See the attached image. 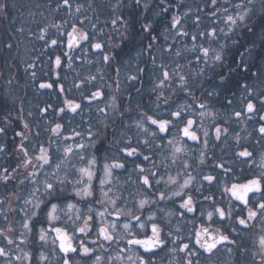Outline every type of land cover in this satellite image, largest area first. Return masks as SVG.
<instances>
[{
    "label": "snow or ice",
    "instance_id": "6c2138e0",
    "mask_svg": "<svg viewBox=\"0 0 264 264\" xmlns=\"http://www.w3.org/2000/svg\"><path fill=\"white\" fill-rule=\"evenodd\" d=\"M202 2L203 7L197 3L193 10L183 0H158L155 4L152 0H115V3L98 6L101 12L105 8L109 10V16L101 24L100 13L93 7L94 0L85 3L57 0L55 11L65 13L67 18L61 17L59 23L55 20L48 23L40 29L38 37L53 49L49 54V72L56 77L52 79L45 73L49 78L38 87L52 90L57 103L37 105L38 116L28 111L31 121L24 117L22 107L17 112L15 107L0 106V138L6 140L9 129L12 130L14 147L10 155L15 161L14 166L0 169L2 264H158L157 250L169 256L168 264H203L205 261L213 264L211 258L219 253L221 245L229 254L233 248L228 245H236L241 254L247 253L244 240L238 244L232 238V233L245 232L250 237L255 236L253 243L258 246L252 253L253 259L258 254V264H264V153L257 164L255 153L240 145L241 136L236 133L234 139L241 147L235 153L236 158L261 171L245 182H240L238 177L233 181L234 169L216 163L215 167L229 180H223L219 174L202 175L210 186L209 194L202 198L204 202L211 201L207 207L196 196L200 189L184 191L194 179L187 173L191 164L186 160L181 162L187 175L182 184L179 182L181 172L178 170L174 176L169 171L176 163L177 154L185 151L178 146L183 142L177 137L182 133L187 140L200 141L194 126L199 122L203 128L205 116L216 120L220 115L206 109L196 95L198 91L206 97L222 95L227 99L232 96L241 106L240 110L232 109L233 115L238 120L244 118L241 122L251 121L259 114V127L254 131L258 133L257 142H264V56L257 72L252 73L259 88L247 83L241 85L238 77L243 74L236 71L241 65L232 67L227 62L231 48L242 47L243 40L256 34V21L252 20L257 12L255 0L233 3L231 12L228 7H222V0ZM8 7L7 0L0 2V13L7 16ZM174 9L185 10L176 12ZM88 11L95 15V22L85 14ZM258 11L260 19L264 20V0H260ZM143 13L152 15H145L140 22ZM189 21L192 27L188 26ZM65 26L70 30H65ZM158 27L162 31H158ZM49 29H55L57 35L46 40ZM261 32L264 33V24ZM161 36L164 43H158ZM169 38L175 43H167ZM77 52L84 54L85 59L93 57L87 62L96 66L99 75L89 71L80 83L74 78L71 84H66L65 66L75 71L74 60L80 57L73 54ZM181 60L185 63H180ZM141 63L151 64V70L141 67ZM244 67L251 71L246 62ZM106 69L114 75H107ZM209 73L212 83L205 88L204 77ZM31 76L35 79L36 72ZM145 77L150 84L148 87H145ZM243 79L249 77L243 76ZM106 80L110 82L105 83ZM137 83L141 87L136 88ZM125 89L134 90L136 95L129 93L125 100ZM233 89L241 95L236 97ZM145 91L150 94L148 102L154 105L153 111L164 106L163 112L157 111L155 117L142 107ZM181 92L184 93L183 103L173 107L172 97ZM133 104L135 117L131 115ZM228 105H233L232 99H228ZM197 115L199 121L193 118ZM76 116L80 117V122L76 121ZM229 119L225 116L224 122ZM133 126L137 129L135 145L128 135ZM109 127L115 131L109 133ZM173 129L175 135L164 144L165 137L160 134H171ZM228 132L229 128L214 125L215 140H221ZM203 137L197 167L206 163L210 143L208 130L203 131ZM165 149H170V164L166 163L169 155L165 154ZM0 153L9 155L6 143L0 142ZM155 155L163 159L154 160ZM118 170L127 174L124 184L131 181L134 186V191L127 196L122 186L117 188L113 184L123 174ZM14 180L18 183L13 184ZM171 185L179 190L169 195L165 189ZM211 186L222 188L221 195L229 197L226 204L216 201ZM173 197L180 199L178 208L169 207V202L176 203ZM161 202H165L166 207L159 209L163 215L158 217L152 205ZM190 213L193 215L188 218ZM173 217H176L175 226ZM257 224L259 231L253 233ZM25 244H34L36 250L26 251ZM162 261L161 257V264Z\"/></svg>",
    "mask_w": 264,
    "mask_h": 264
},
{
    "label": "trees",
    "instance_id": "16d2710c",
    "mask_svg": "<svg viewBox=\"0 0 264 264\" xmlns=\"http://www.w3.org/2000/svg\"><path fill=\"white\" fill-rule=\"evenodd\" d=\"M0 2H3V0H0ZM57 0H7V3L9 5L8 7V14L5 16L3 13H0V106H6L7 108L11 109L15 107L16 111L18 112L19 109L22 107L24 109L23 115L24 117L31 121V117H27V112L32 111L33 113H36L38 116V108L37 105L40 107H43L45 105V102L48 103H57V100L55 96L52 94V90H42L39 89L38 85L40 82L47 80L49 77L45 76V73H49V76L52 79H55L56 77L49 72V69L51 68V64L49 63V54L53 51L51 47L45 46V41L38 39V37L41 35L40 29L47 25L48 23L55 20V22L59 23L60 18L65 16V13L60 12L58 13L55 11V3ZM77 2L85 3L86 0H77ZM158 0H152V3H157ZM179 2V0H178ZM240 0H222V7H228L229 12L232 11V4L233 3H239ZM110 4L115 3V0H94L93 7L97 9V13H100V22L103 24V21L109 16V10L107 8L103 9L101 12L99 5L103 4ZM183 3L191 6L193 10H195V6L197 3H200L201 7H203L202 0H183ZM257 12L256 15L252 17L253 21H256V34L255 36H249L248 39H245L242 41L243 46L242 47H233L230 49L227 62L232 67H236L237 65H241V67L236 68L237 73L243 74L242 76L238 77L241 81V85L247 83L251 85H255L257 88L260 87L259 84L256 83L255 78L252 76V73H256L258 67L260 66V60L261 56H264V42H262V38H264V33L261 32V25L264 24V20L260 19V12L258 11L260 6V0H255ZM39 6V7H37ZM251 7V5H249ZM185 9H174L176 12H182ZM30 13H34V15H30ZM88 16H91L93 18V22H95V15L88 11L85 13ZM151 16V13H143L140 15V22H143V17ZM219 15V14H218ZM156 20H160V17H153ZM78 19H83V17H78ZM86 26L88 27V30L91 31L90 25H88V22H85ZM189 27H192L191 22L189 21L188 24ZM223 27L224 25H220ZM137 30L139 29V23L136 24ZM23 29V31H20ZM65 30H70L67 26H65ZM108 28H105V31H108ZM158 31H162V28L158 27ZM237 31H241L240 29H237ZM57 35L55 29H49L48 35L45 36V39L55 38ZM158 43H164L163 36H161V39ZM167 43H175V41H172L171 38L167 41ZM184 41L181 42L183 44ZM253 43L255 44V47H252ZM11 44L12 47L9 48L8 45ZM65 51L67 49L65 48ZM127 51V49H125ZM251 53V56L249 55ZM73 55L79 56L80 58L75 59L73 63V69L75 71L68 69L67 66H65V73L68 75V80L65 81L66 84H71L75 78L76 83H80V79L83 77H86L89 74V71H91L92 74L99 75V73L96 72V66L88 64L87 60L92 59V56H88L87 59L84 58V54L82 53H74ZM131 55H135V52L133 51ZM124 59H127V57H124ZM145 59L147 57L145 56ZM195 62V61H194ZM245 62L250 65L251 71L248 70V68L244 67ZM180 63H185L184 60H181ZM33 64L34 67L29 68L28 65ZM157 64H159V60L157 61ZM141 67H147L149 71L151 70V64H143L141 63ZM203 66V65H201ZM135 67V65H133ZM35 71L36 72V78L33 79L31 76V73ZM219 71V69H218ZM226 72L227 69H224ZM77 73H79V77H77ZM107 75H114L113 72L106 69ZM243 76L249 77V79L245 80L243 79ZM204 79L207 81L205 83L204 87L208 88L209 84L212 83V77L211 74H206ZM11 81V83H9ZM110 81L106 80L105 83H109ZM219 83V81H216ZM150 86L148 82V78L145 77V87ZM136 88L141 87L140 83H137L135 85ZM94 90V89H93ZM211 90V89H209ZM75 92L76 90L73 89ZM232 91L235 92V96L239 97L241 93L239 91H236L233 89ZM131 93L132 96H135L136 93L132 89H125L123 92V98L127 100L128 94ZM71 95V93H69ZM119 95V94H118ZM149 93L145 91L144 98L142 100V107L144 109H147L149 111V114L153 115L154 117L157 115V111L163 112L164 106L161 107V109L157 111H153L154 105H151L148 102ZM197 96H200V99L202 102L205 103L206 109L210 112H218L220 115L216 118V120H213L211 116H205L204 119V126L201 127L200 123L198 122L194 129L198 130V135H200L201 140L196 142H193L191 144L188 143L186 139L182 140V136L180 135L177 137L178 141H182L183 143H178V146L184 147L185 151L177 154L176 163L172 165V167L169 169L172 175H176V172L179 170L181 172V177L179 182L181 183L182 179L187 177V175L184 174V169L181 167V162L186 160L189 164L192 165V167L187 169V173L190 174L194 179V183L190 184L188 189H185V192L189 191H195L196 189H200L199 192H196V196L198 199H202L203 196L209 194V188L207 182L203 181L202 175L203 174H219L223 180L228 181L229 177L224 175L222 173V170L217 169L215 167L216 163H223L225 167L234 169V173L232 174V180L234 181L235 178H239L240 182H245L246 178H252L254 175H259L261 169L258 167H250L249 164H242L240 159H237L235 156V153L240 151L241 147L237 146V143L234 139V136L236 133H239L241 136L240 145L247 147L249 151H252L255 153V159L257 155L261 157V153L264 152L263 148H258L255 146V140L256 135H258L257 132L254 131V129L259 127V114H257L253 120L247 121L246 123L241 122L244 118H240L239 120L233 115L232 109L235 108L236 110H240V104L236 99H234L232 96H229L227 99H224L222 95H213V96H202L201 93L198 91L196 93ZM255 95V94H254ZM184 96V93H180L179 96H173V107H175L176 103H183V100L181 97ZM152 98L154 99V94L152 95ZM78 99V97H77ZM228 99L233 100V105H228ZM190 102V101H189ZM257 103V106L259 107V101H255ZM85 105H87V101L84 102ZM101 107L104 106V104L101 102ZM225 107L228 108V111L225 112ZM134 111L131 113L133 117L136 115L135 105L133 104ZM196 111H201L199 109H196ZM16 112H14V118H15ZM111 115V113H109ZM252 115V114H248ZM225 116L230 117L227 123L224 122ZM165 118H167L165 113ZM194 119H197L199 121V117L194 116ZM76 121L80 122V117L76 116ZM88 119V110L87 107L85 108L84 113V123L86 125ZM95 122V121H94ZM22 123V122H21ZM128 123H131L129 121ZM221 125L222 127L229 128V132L226 134V136L222 137L221 140L217 141L215 140L214 135V125ZM182 126V125H180ZM179 127V126H178ZM208 130L209 132V146L206 150V163L202 166L197 167L198 161L196 158L199 155V150L203 149L202 141L204 139L203 137V131ZM109 133L115 131L112 127H109L107 129ZM136 132L137 129L133 126L131 131H129L128 135L133 138V144L135 145L136 141ZM251 133V135H249ZM117 136H119V132L117 131ZM85 135L87 136V133L85 132ZM161 136L165 137L164 144H167L168 139H172L175 135V129H173V133H161ZM255 135V137H254ZM253 136V139H252ZM247 137V138H245ZM18 140V138H15ZM108 139H112V136L109 135ZM143 139V138H141ZM13 133L12 130L9 129V133L7 136V139L4 140L0 138V142L6 143L9 155H5L0 153V169L3 167H8L9 165L15 164V161L11 158V151L14 147L13 144ZM126 142V141H125ZM104 144L107 145V141H104ZM185 145L187 147H185ZM191 149V150H189ZM115 151V149H113ZM165 154L169 155V160L166 161V163H171V156H170V149H165ZM154 160H161L163 159L160 155H155L152 157ZM132 159V158H129ZM243 159V158H241ZM251 163V162H250ZM129 168L132 167L131 164L128 165ZM118 172L123 173V170H118ZM22 178V177H21ZM127 179V174L123 173L119 180H114L113 184L120 188L122 186V190L125 196H127L128 192L134 191V186L132 185L131 181H129L127 184H124V180ZM132 179L135 180L136 176L133 173ZM18 183V180H14L13 184ZM27 184V181L25 182ZM162 187V186H161ZM176 185H171L169 189H165V191L168 192L169 195H171L172 191L177 190ZM211 191L216 193L215 198H222L221 192L222 188H218L215 186H211ZM178 197H173V199H176ZM203 203V202H202ZM206 204L205 207H207V204L210 203H204ZM170 207H177V205H171L169 202ZM166 207L165 202H161L158 205H152V210L159 215H163V213L159 212L160 208ZM147 213V212H145ZM196 216H199V213L195 214ZM191 216H188V218H191ZM176 217H173V226H175ZM199 221H197V224ZM197 226V225H196ZM188 228L191 227V225H187ZM165 231H167V226L165 227ZM186 237V236H185ZM242 239L246 243V245L249 246L250 243V236L243 234ZM247 239V240H246ZM248 241V242H247ZM27 246V245H26ZM32 247H35L34 244H29L28 249H32ZM217 262L219 259L216 260ZM164 263V259L163 262Z\"/></svg>",
    "mask_w": 264,
    "mask_h": 264
},
{
    "label": "flooded vegetation",
    "instance_id": "af4514ba",
    "mask_svg": "<svg viewBox=\"0 0 264 264\" xmlns=\"http://www.w3.org/2000/svg\"><path fill=\"white\" fill-rule=\"evenodd\" d=\"M256 139L258 140V135H256ZM257 140H255V146L258 147V148H263L264 147V142L258 143ZM215 199H216V201H220V202L226 204V199L224 197L215 198ZM173 200L176 201L175 204L177 205V207H179L180 199L176 198V199H173ZM199 202H201V203L202 202L203 203H211V201L204 202L203 199H200ZM145 215H147V213H145ZM161 215L157 214L158 217L161 216ZM191 215H193V214H191V213L188 214V216H191ZM259 227H260L259 224H257L256 228L258 229V231H259ZM258 231H257V233H258ZM149 234H150V225H149ZM242 234L243 233H241V234L232 233V238L236 239L237 243L239 244L241 239H242ZM187 239H188V237L186 236L185 237V242H187ZM105 245H107V244H105ZM171 246L172 245H169V247H171ZM228 247H232L233 248V252L231 254H229L226 251L225 246L221 245L219 253H217L215 256H213L211 258V260L213 259L212 260L213 264H258V261L260 259L259 255L257 254L254 259H253V256H252V253L256 251V247H253V246L249 247L247 245L248 252L244 253V254L239 253L236 245H228ZM32 250L35 251L36 250L35 247ZM45 251L47 252V248L45 249ZM141 251H142V249H141ZM157 251L159 252V255L156 258L157 261H158V264H161V257L164 259V263H162V264H168L169 256L164 251H159V250H157ZM205 255H207V254H205ZM217 259H219L218 262L216 261ZM0 261H1V258H0ZM0 264H2V263H0ZM203 264H207V262L205 261V262H203Z\"/></svg>",
    "mask_w": 264,
    "mask_h": 264
},
{
    "label": "rangeland",
    "instance_id": "374dc122",
    "mask_svg": "<svg viewBox=\"0 0 264 264\" xmlns=\"http://www.w3.org/2000/svg\"><path fill=\"white\" fill-rule=\"evenodd\" d=\"M181 134H182V133H181ZM181 134H180V137L182 136ZM254 137H255V135H254ZM184 139H186V138H183V137H182V140H184ZM252 139H253V136H252ZM186 140H187V139H186ZM184 141H185V140H184ZM187 141H188L189 144H191V143L194 142V141H191V140H187ZM196 143H197V142H196ZM197 144H198V143H197ZM198 145H199V144H198ZM240 150H241V149H240ZM263 153H264V152H263ZM260 159H261V157H259V156L257 155L255 161H256L257 163H259L258 161H260ZM249 163H250V162H249ZM186 178H187V177H185L184 179H186ZM184 179L181 180V181H182L181 184L183 183V180H184ZM225 181H226V180H225ZM205 182H206V181H205ZM97 183H98V182H97ZM192 183H194L193 180H192ZM192 183H191V184H192ZM177 190H179V189H177ZM184 191H185V190H184ZM222 197H224V198L226 199V203H227V200L229 199V197H226V196H222ZM204 205H206V204H204ZM207 205H208V204H207ZM169 207H170V206H169ZM197 227H199V223L197 224ZM257 231H258L257 228L253 229V233H257ZM243 234H245V235H247V236L249 235V234L246 233V232L243 233ZM243 234H242V235H243ZM92 238H95V237L93 236ZM254 239H255V236H254V235L250 237L249 247H250V246H253V247H256V249H257L258 246H257V245H254V243H253V240H254ZM246 240H247V239H246ZM247 242H248V241H247ZM26 245H27V246H26ZM106 246H107V245H105V248H107ZM23 247L25 248L26 251L29 250V249L27 248V247H29V244H25V245H23ZM33 248H34V247H32V249H33ZM212 260H213V259H212ZM2 261H3V258H1L0 263H2Z\"/></svg>",
    "mask_w": 264,
    "mask_h": 264
},
{
    "label": "water",
    "instance_id": "95a60500",
    "mask_svg": "<svg viewBox=\"0 0 264 264\" xmlns=\"http://www.w3.org/2000/svg\"><path fill=\"white\" fill-rule=\"evenodd\" d=\"M182 137H183V135H182ZM183 138H185V137H183Z\"/></svg>",
    "mask_w": 264,
    "mask_h": 264
}]
</instances>
